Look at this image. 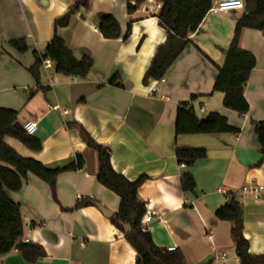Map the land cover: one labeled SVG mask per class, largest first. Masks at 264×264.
Instances as JSON below:
<instances>
[{
	"label": "crops",
	"instance_id": "0c3cea01",
	"mask_svg": "<svg viewBox=\"0 0 264 264\" xmlns=\"http://www.w3.org/2000/svg\"><path fill=\"white\" fill-rule=\"evenodd\" d=\"M128 1L90 0L89 8H81L59 30L76 58L93 60L87 78L57 73L53 65L41 67L37 84L29 71L35 53L44 52L55 19L76 0H0V107L18 111L17 123L23 127L36 123L32 135L43 147L33 150L12 136L4 142L51 169L68 165L78 154L85 159L82 169L58 176L57 200L49 185L32 174L21 190L8 192L21 207L22 241L40 244L46 255L28 263L13 249L0 256V264H136V251L111 218L89 201L75 209L82 198L97 200L114 214L120 206V198L97 181L98 155L84 132L109 149L117 173L131 182L146 177L138 196L153 213L147 228L158 247L181 250L188 264H240L232 223L215 215L235 196L249 251L264 254V200L241 194L246 185L264 188V160L254 125L264 121V32L246 28L241 34L240 46L254 54L256 66L245 85L250 110L240 115L224 106V93L214 85L244 11H209L165 81L144 84L168 32L159 24L162 6L156 0H146L132 15ZM104 15L120 23L119 38L107 39L100 32ZM130 20L131 32L124 38ZM16 39L26 40L27 52L11 46ZM154 86L159 91L151 95ZM187 103H193L199 119L218 112L240 132L176 135L177 110ZM177 148H203L207 157L187 167L178 163ZM184 173L193 176L194 192L182 189Z\"/></svg>",
	"mask_w": 264,
	"mask_h": 264
},
{
	"label": "trees",
	"instance_id": "16d2710c",
	"mask_svg": "<svg viewBox=\"0 0 264 264\" xmlns=\"http://www.w3.org/2000/svg\"><path fill=\"white\" fill-rule=\"evenodd\" d=\"M90 0H76L72 7L54 21V34L43 53H35V63L29 71L37 84L40 83V70L44 58L53 62L55 71L65 76L85 79L93 68V60L89 57L78 59L67 46L60 35L61 28L69 26L72 16L81 8H89ZM146 0H129L127 11L135 13ZM162 7L157 17L159 24L168 32L164 44L160 45L147 69L143 83L160 80L165 77L171 66L188 47L191 40L189 35L200 27L213 0H156ZM245 9L237 20L232 41L226 50L224 64L219 68L214 85L215 91L224 93V106L245 115L250 110L245 97V85L256 66L254 54L241 48L242 31L246 28L264 32V0H244ZM133 20H130L124 38L131 32ZM99 30L107 39H117L121 36V26L112 15H104L99 22ZM11 46L21 53L28 51L25 39L10 42ZM115 75L111 83L115 84ZM31 94V92H29ZM195 97L193 98V100ZM18 111L0 107V256L16 249L28 263H34L45 257L43 246L33 242L22 241L24 237V222L21 207L8 195L17 192L34 175L45 181L57 200V178L68 171L80 170L85 165L82 154L66 166L51 169L43 163L19 155L4 142L6 136L20 140L27 147L39 151L43 144L40 139L21 130L16 126ZM255 131L261 145L264 160V121L254 122ZM176 135L189 134H238L240 129L231 125L228 119L218 112H212L207 117L199 119L190 104H182L177 110ZM87 144L98 155L97 181L120 198L117 213L111 217L112 223L124 234L125 239L136 251V264H188L183 252L179 249L163 250L154 241L151 232L142 225V218L146 211V204L139 200L138 190L145 182L142 176L131 182L113 168L109 149L95 142L86 132ZM207 157V150L203 148H177L176 158L179 164L192 167L198 161ZM181 186L185 191H195V180L190 173H184ZM88 198H82L75 205L80 209L88 203ZM216 217L222 221L232 223V238L235 243L236 254L240 264H264V254L253 255L249 251V241L243 233V211L235 196L216 212ZM128 225L125 230L123 226Z\"/></svg>",
	"mask_w": 264,
	"mask_h": 264
},
{
	"label": "built area",
	"instance_id": "2783aa9c",
	"mask_svg": "<svg viewBox=\"0 0 264 264\" xmlns=\"http://www.w3.org/2000/svg\"><path fill=\"white\" fill-rule=\"evenodd\" d=\"M238 0H216L210 11L213 12H229V11H237V10H244L245 9V2L243 0V8L237 7ZM53 66V62L49 58H44L42 61V67L47 69L51 68ZM74 79H77V77H74ZM165 81V77L157 80L158 83H162ZM50 85H53L52 78L49 81ZM159 91L158 86H154L150 90V94L154 95ZM190 107L194 109L193 103L190 104ZM201 111L203 112L204 109L201 108ZM37 128L36 123L34 122H27L24 125V129L27 133L33 134ZM219 191H222V189H219ZM241 194H250L252 195L256 200H264V188L262 185L255 184V185H246L241 189ZM187 204H193L191 200L186 201ZM153 221V213L149 207H146V211L144 213V216L142 218V225L145 229H148L147 226L149 223ZM82 245H85V243H82ZM175 247H171L168 250H174ZM225 256V254H224Z\"/></svg>",
	"mask_w": 264,
	"mask_h": 264
},
{
	"label": "water",
	"instance_id": "95a60500",
	"mask_svg": "<svg viewBox=\"0 0 264 264\" xmlns=\"http://www.w3.org/2000/svg\"><path fill=\"white\" fill-rule=\"evenodd\" d=\"M16 126L18 128H20L21 130L25 131L24 127L20 124V123H16ZM89 202L95 206H97L99 208V210H101V212L108 218L113 217L114 213H112L111 211H109L105 206H103L100 202H98L97 200H89ZM125 228V230L129 229L128 225L123 226ZM163 250H168L167 248H163Z\"/></svg>",
	"mask_w": 264,
	"mask_h": 264
},
{
	"label": "clouds",
	"instance_id": "9594fccd",
	"mask_svg": "<svg viewBox=\"0 0 264 264\" xmlns=\"http://www.w3.org/2000/svg\"><path fill=\"white\" fill-rule=\"evenodd\" d=\"M236 6L239 8H243V0H238V3Z\"/></svg>",
	"mask_w": 264,
	"mask_h": 264
}]
</instances>
